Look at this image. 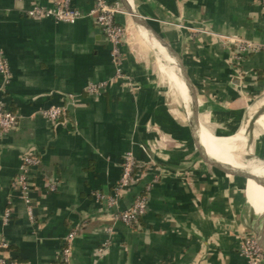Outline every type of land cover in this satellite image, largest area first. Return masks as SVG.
Returning <instances> with one entry per match:
<instances>
[{
	"label": "crops",
	"instance_id": "0c3cea01",
	"mask_svg": "<svg viewBox=\"0 0 264 264\" xmlns=\"http://www.w3.org/2000/svg\"><path fill=\"white\" fill-rule=\"evenodd\" d=\"M58 1L0 0V51L10 72L3 96L18 116L17 128L0 134V240L10 245L7 256L55 264L63 238L76 230L71 264H246L240 238L264 232V47L235 70L233 48L219 36L264 46L261 0H126L181 56L201 131L222 139L212 144L200 135L212 159L207 170L195 149L182 82L165 51L128 14L116 15L125 30L127 78L112 81L110 46L89 15L93 0H72L82 13L74 24L25 15L32 5ZM92 83L107 85L91 96L85 90ZM50 106L65 108L56 121L40 115ZM129 151L139 168L109 206L95 195L112 194ZM26 153L40 161L28 171L32 220L11 189ZM155 177L138 223L115 219ZM257 185L262 190L250 202ZM7 206L12 217L3 226Z\"/></svg>",
	"mask_w": 264,
	"mask_h": 264
},
{
	"label": "built area",
	"instance_id": "2783aa9c",
	"mask_svg": "<svg viewBox=\"0 0 264 264\" xmlns=\"http://www.w3.org/2000/svg\"><path fill=\"white\" fill-rule=\"evenodd\" d=\"M264 7V0H261ZM124 9L119 2L110 3L108 0H93V7L89 15L93 16L95 25L103 35L104 39L110 46V56L114 62L115 74L112 81L124 80L127 77L121 67L123 61V53L121 46L125 37V30L117 24L115 17L118 14H124ZM28 18L32 19H50L64 24H74L82 17V13L72 5V0H59L52 7L42 5H32L25 12ZM221 43L227 47L233 48L231 65L235 70L238 69L241 61L250 54L257 53L264 46L254 42L236 37V36H219ZM9 66L0 51V134L7 135L17 128L18 116L8 108L7 102L3 96L4 90L9 82ZM106 83H92L86 87L87 94L91 96H99L105 89ZM64 107L50 106L40 111V115L50 121H56L64 112ZM39 158L32 154L26 153L20 163L19 171L13 179L11 189L16 193V197L20 198L27 210V215L30 220L32 215V197L33 183L31 182L28 171L39 164ZM139 168L132 152H126L121 163V175L117 184L113 187L112 194L109 197L96 194L99 200H106L109 206H115L118 200L123 195L133 182L135 171ZM157 182V178H153L152 183L145 188V191L138 194L130 207L115 214L114 218L124 225L134 226L139 219L143 217L147 211L149 192L152 184ZM53 191L54 187L51 186ZM12 217V208L7 206L2 214L1 221L3 226H7ZM76 236V230L69 232L62 241V246L58 253V258L55 264H71L72 245ZM107 242L104 247L99 249L100 253L105 251ZM9 243L2 239L0 240V264H25L11 259L7 256L9 251ZM238 253L244 258L246 264H263L264 252L257 243L255 236L246 235L240 238L238 243Z\"/></svg>",
	"mask_w": 264,
	"mask_h": 264
},
{
	"label": "water",
	"instance_id": "95a60500",
	"mask_svg": "<svg viewBox=\"0 0 264 264\" xmlns=\"http://www.w3.org/2000/svg\"><path fill=\"white\" fill-rule=\"evenodd\" d=\"M125 13L128 14L134 23L135 26L141 28L144 30L149 38L153 40L160 48H162L165 53L171 58V60L174 63V68L176 70V73L178 75L179 80L183 84V88L185 91V95L188 100V105L191 112V117L193 120V124L195 125V128L197 130L196 136H195V149L197 151V154L199 156L200 162L202 166L207 170L209 166H212V159L207 154L206 149L204 148L203 144L201 143L200 138V131L201 129H205L201 123L200 120V110L197 103V99L195 96L194 88L192 85V82L189 78V75L187 73L185 64L183 62V59L181 56L160 36L158 35L155 30L147 23V21L136 14L131 6L128 4L126 0H119ZM240 173V172H239ZM241 176V174H239ZM208 178H210L214 183L217 184L215 178H213L211 175L207 174ZM247 178V177H245ZM259 185H261L264 188V183L259 181ZM247 199V198H246ZM247 203L249 204L248 200ZM250 205V204H249ZM251 206V205H250ZM252 207V206H251ZM253 209V208H252ZM255 238L257 240L258 245L264 252V232H255Z\"/></svg>",
	"mask_w": 264,
	"mask_h": 264
},
{
	"label": "bare ground",
	"instance_id": "6f19581e",
	"mask_svg": "<svg viewBox=\"0 0 264 264\" xmlns=\"http://www.w3.org/2000/svg\"><path fill=\"white\" fill-rule=\"evenodd\" d=\"M181 88H182V92L184 93L185 91H184V88H183V84H182V83H181ZM194 129H195V132L197 133L196 128H194ZM200 135L203 136L205 139L208 140L209 143H212V144H218V143H220L221 140H222L221 138L208 137V136H207L204 132H202V131H201ZM262 176H264V173L262 174ZM261 190H262V187L259 186V185H257V186L254 188V190H253L252 193H251L250 202H251L254 198L258 197V195L260 194Z\"/></svg>",
	"mask_w": 264,
	"mask_h": 264
},
{
	"label": "trees",
	"instance_id": "16d2710c",
	"mask_svg": "<svg viewBox=\"0 0 264 264\" xmlns=\"http://www.w3.org/2000/svg\"><path fill=\"white\" fill-rule=\"evenodd\" d=\"M110 3H112L113 1L112 0H108ZM9 250H10V246H9Z\"/></svg>",
	"mask_w": 264,
	"mask_h": 264
}]
</instances>
